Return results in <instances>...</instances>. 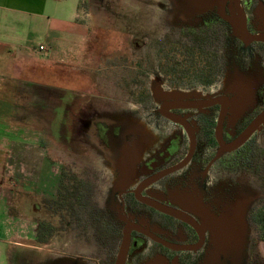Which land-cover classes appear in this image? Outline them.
<instances>
[{"label": "flooded vegetation", "instance_id": "1", "mask_svg": "<svg viewBox=\"0 0 264 264\" xmlns=\"http://www.w3.org/2000/svg\"><path fill=\"white\" fill-rule=\"evenodd\" d=\"M240 8V21L228 3L153 36L122 31L132 39L110 51L116 57L104 78L115 82L112 94L36 88L32 110L49 124L59 119L64 145L81 155L91 133L126 158L114 180L87 173L64 179L62 190L61 174L58 246L48 248L55 230L43 225L44 240L17 249L12 264H221V222L247 206L256 229L253 214L264 205V0H240ZM119 114L132 120L127 130L113 120Z\"/></svg>", "mask_w": 264, "mask_h": 264}, {"label": "rangeland", "instance_id": "2", "mask_svg": "<svg viewBox=\"0 0 264 264\" xmlns=\"http://www.w3.org/2000/svg\"><path fill=\"white\" fill-rule=\"evenodd\" d=\"M98 1L100 0H66V16L73 11L77 15L82 8L85 9V16L84 20L66 23L67 28L76 24H79L81 28L75 40L66 39L64 41V45L67 46L66 50L69 48L66 56H63L64 63L54 67L51 71L35 70L34 74H38L37 80L42 79V82L51 83L54 86L46 87L47 90L57 91L55 86L88 90L92 87L96 92L112 94L116 87L113 84L114 81L106 79L111 71L107 67L114 62L112 58L116 55L111 56L110 51L117 52L122 46V41L132 39L122 31H135L136 34V30L143 28L153 36L157 30H161L158 25L154 24V19L159 18L165 24L169 20V16L165 13L170 0H162L166 5L165 10L159 7L156 2L158 0H145V2L144 0H102L99 3ZM185 23L187 20L178 18L162 29L167 31L171 27ZM38 56L46 61L49 60L47 55L39 51ZM37 87L39 86H26L18 90L17 124L18 128H25L28 132H20L13 136L15 140L18 139L19 145L23 143L28 149L17 156L12 154V160H7V156L5 158L4 155L0 160L1 187L6 191H3L2 200L6 204L7 215L16 222L13 225L16 227L13 241L18 242V249L23 250L27 249L26 246L33 244L36 236L41 235L43 225V227L50 225L55 230L54 238L52 237L48 248L58 246L56 232L61 216L56 212L53 202L58 195V182L61 174L66 173L70 180L76 176L85 177L87 173L101 172L114 180L119 177L121 171V169L115 170L112 164L105 166L108 162L104 154L90 144L84 146L85 150L79 149L82 152L81 155L72 146L64 145L58 133L59 119L55 117V120H52L53 123L49 124L47 120H41L38 117V112L35 113L36 108L34 112L32 110L30 99L38 92ZM4 94L5 92L2 96ZM115 109L121 108L114 107L112 110ZM112 112L115 114V111L110 113ZM119 117L113 120L118 121L126 130L131 122L130 117H123L122 114H119ZM86 141L88 142L89 139ZM109 151L116 154L121 151V148H113ZM48 206L54 207L55 210L50 209L49 211ZM255 232V252L261 254L260 234L257 229ZM0 249V264H12L11 255L16 253V250L9 253L10 247L4 244H0Z\"/></svg>", "mask_w": 264, "mask_h": 264}, {"label": "crops", "instance_id": "3", "mask_svg": "<svg viewBox=\"0 0 264 264\" xmlns=\"http://www.w3.org/2000/svg\"><path fill=\"white\" fill-rule=\"evenodd\" d=\"M65 7L66 0H0V160L3 155L12 160V154L17 156L28 149L23 143L19 145L13 136L28 132L25 128H18L17 124L19 88L54 87L42 79L37 80L35 70L51 71L63 64V56L69 50H66L64 41L67 37L75 40L79 36V24L67 28L66 23L77 20L74 11L66 16ZM38 51L47 55L49 60L39 58ZM30 100L32 102L33 98ZM1 181L0 244L9 246L11 253L19 248L18 242L13 241L16 222L7 215L6 204L2 200L5 189L1 187ZM259 250L264 258V242L260 243Z\"/></svg>", "mask_w": 264, "mask_h": 264}, {"label": "water", "instance_id": "4", "mask_svg": "<svg viewBox=\"0 0 264 264\" xmlns=\"http://www.w3.org/2000/svg\"><path fill=\"white\" fill-rule=\"evenodd\" d=\"M228 3L233 6V13L236 19L240 21L242 18L240 0H170L167 3L168 9H166L167 11L165 13L169 16V20H167L165 24L160 21L159 18L154 19V24L161 28L160 31H164L163 29H165L166 26L178 20V18L186 20L194 11L202 8H210L214 5H218L220 9L223 10ZM239 21L238 23H240ZM238 30L245 41L251 40L244 26L240 27ZM118 117L115 119H118ZM262 120H264V115ZM130 125L131 122L129 123V126ZM87 134V139H89L87 144L92 145L97 151H101L106 157V162L108 163H105V166L112 164L115 168L121 169L123 165L122 159L126 158V155H124L122 151H117L118 153L116 154L112 153L107 148L100 146L92 137L91 133ZM121 173L122 171H120V174ZM242 208H236L233 216L227 217L224 219V222H221V264H250L252 255L256 253L254 248V237L256 232L255 229L250 228L248 225L246 221V210H241Z\"/></svg>", "mask_w": 264, "mask_h": 264}, {"label": "trees", "instance_id": "5", "mask_svg": "<svg viewBox=\"0 0 264 264\" xmlns=\"http://www.w3.org/2000/svg\"><path fill=\"white\" fill-rule=\"evenodd\" d=\"M64 179H69L68 175L65 173L63 174V179L61 180V188L62 190H67L68 186L66 185V183L64 182ZM60 188V189H61ZM61 196L64 197L65 195L63 194V192H61ZM68 195H66L67 197ZM53 205H59L58 202H53ZM253 220L254 223L256 225V229L260 234V242H264V205H262L261 207H259L258 209L255 210L254 214H253ZM40 236H38V239L40 242H42L44 240L43 237V232H40ZM252 264H264V258L261 256V254L259 252H257L255 254L254 260L252 262Z\"/></svg>", "mask_w": 264, "mask_h": 264}, {"label": "built area", "instance_id": "6", "mask_svg": "<svg viewBox=\"0 0 264 264\" xmlns=\"http://www.w3.org/2000/svg\"><path fill=\"white\" fill-rule=\"evenodd\" d=\"M84 16H85V9L82 8L79 10L78 14L76 15V20H84ZM66 39H71V37H67ZM41 50H44L43 47H41Z\"/></svg>", "mask_w": 264, "mask_h": 264}]
</instances>
